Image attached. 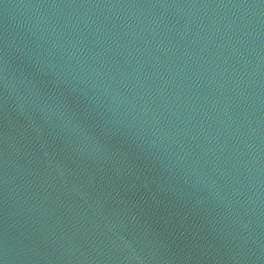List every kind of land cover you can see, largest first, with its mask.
I'll return each instance as SVG.
<instances>
[{"label": "water", "instance_id": "obj_1", "mask_svg": "<svg viewBox=\"0 0 264 264\" xmlns=\"http://www.w3.org/2000/svg\"><path fill=\"white\" fill-rule=\"evenodd\" d=\"M0 264H264V0H0Z\"/></svg>", "mask_w": 264, "mask_h": 264}]
</instances>
